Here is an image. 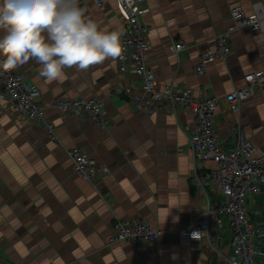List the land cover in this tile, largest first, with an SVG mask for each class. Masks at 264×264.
I'll use <instances>...</instances> for the list:
<instances>
[{
	"label": "crops",
	"instance_id": "crops-1",
	"mask_svg": "<svg viewBox=\"0 0 264 264\" xmlns=\"http://www.w3.org/2000/svg\"><path fill=\"white\" fill-rule=\"evenodd\" d=\"M255 4L264 10V0H149L142 19L149 27L145 60L156 89L171 86L200 99H222L245 88L246 75L264 73L263 38L246 28L231 34L232 53L225 61H211L203 75L195 71L200 53L233 25L231 9L251 15ZM80 5L102 27L124 28L115 0H106L103 8L92 0ZM178 41L185 49L170 54V44ZM116 59L67 68L54 81L39 75L41 65L33 58L12 68L40 91L56 142L40 126L11 113L0 88V264H228L232 257L226 218L221 228L210 230L212 247L205 240L176 239L205 211L206 195L212 202L216 198L214 185L204 192L194 180L198 166L183 130L194 117L165 102L149 115L133 109L127 97L112 94L115 87L137 91L141 84L136 76L119 75ZM91 96L105 105L104 126L73 116L61 119L51 108L59 98ZM214 129L224 151L234 148L242 133L264 152V84L241 102L238 113L221 100ZM73 147L86 150L110 175L93 185L78 178L65 154ZM260 191L246 201L255 230V264H264V186ZM116 218L148 224L163 236L153 244L106 247Z\"/></svg>",
	"mask_w": 264,
	"mask_h": 264
},
{
	"label": "built area",
	"instance_id": "built-area-1",
	"mask_svg": "<svg viewBox=\"0 0 264 264\" xmlns=\"http://www.w3.org/2000/svg\"><path fill=\"white\" fill-rule=\"evenodd\" d=\"M98 8L106 0H92ZM149 0H115L123 18L122 52L116 59V70L119 75L136 76L140 88L134 91L130 86L115 87L112 94L125 96L130 105L137 111L152 115L157 111L158 103H167L171 107H183L194 119L191 124L184 125L183 130L189 134L187 147L197 162L194 180L201 190L210 186L216 187V198L212 202L206 195L205 211L185 230L176 235L179 241L205 240L208 246L215 244L210 233L212 227L221 228L223 219L228 221L231 240V258L228 264H255L254 237L255 230L248 219L246 201L248 198L261 194L260 186H264V152L257 148L242 133L237 145L224 151L220 147L214 129L215 112L224 100L230 112L238 113L242 101L254 94V88L264 84V73L256 72L245 76L246 87L227 94L219 99L214 96L195 97L189 90H174L171 86L156 89L153 72L148 68L145 55L150 49L148 42L149 27L143 23ZM233 25L213 39V48L204 49L198 58L196 73L203 75L206 66L215 59L225 61L232 53L231 34L240 29H250L261 34L264 41V10L260 4L253 6V13L246 15L240 7H233L230 12ZM185 49L178 41L169 46V53L177 55ZM0 88L2 99L7 109L24 117L27 124L40 126L50 141L56 142L55 126L47 119L46 107L39 102L40 91L29 81L24 73L9 69H0ZM51 108L61 119L67 116L85 118L93 123L104 126L107 111L102 100L97 97L59 98L52 102ZM72 164L74 174L95 184L110 175L105 165H98L89 153L78 147L65 150ZM162 232L150 225L116 218L111 233L106 238V247L125 243L133 246L157 243Z\"/></svg>",
	"mask_w": 264,
	"mask_h": 264
},
{
	"label": "clouds",
	"instance_id": "clouds-1",
	"mask_svg": "<svg viewBox=\"0 0 264 264\" xmlns=\"http://www.w3.org/2000/svg\"><path fill=\"white\" fill-rule=\"evenodd\" d=\"M123 28L109 29L86 16L80 0H0V69L29 58L48 81L65 69H86L122 52Z\"/></svg>",
	"mask_w": 264,
	"mask_h": 264
}]
</instances>
